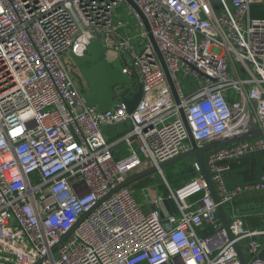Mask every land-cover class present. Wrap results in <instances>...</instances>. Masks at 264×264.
Here are the masks:
<instances>
[{
	"label": "built area",
	"instance_id": "built-area-1",
	"mask_svg": "<svg viewBox=\"0 0 264 264\" xmlns=\"http://www.w3.org/2000/svg\"><path fill=\"white\" fill-rule=\"evenodd\" d=\"M145 15L180 99L146 113L144 96L163 86L173 93L148 31L126 0H0V264H242L235 245L246 238L247 264H264V230L240 218L228 236L218 212L241 193L264 190L254 182L228 187V161L264 151V136L206 152L216 203L201 164L189 181L170 188L178 213L162 212V198L147 213L123 184L142 159L159 165L198 146L256 128L264 130V19L251 17L252 0H133ZM121 4L138 19L145 40L114 20ZM105 39L123 72L143 86L134 112L114 87L116 106L87 103L71 72V53ZM69 55L68 59L66 56ZM198 82L181 86L178 73ZM129 128L110 141L107 129ZM125 142L129 155L116 158ZM167 182V181H166ZM157 205V206H156ZM212 227L202 236L198 229ZM72 233L52 250L60 239Z\"/></svg>",
	"mask_w": 264,
	"mask_h": 264
},
{
	"label": "water",
	"instance_id": "water-1",
	"mask_svg": "<svg viewBox=\"0 0 264 264\" xmlns=\"http://www.w3.org/2000/svg\"><path fill=\"white\" fill-rule=\"evenodd\" d=\"M126 1L133 7V9L137 12L139 17L143 21L148 31L149 39L152 42L156 50V53L159 56V59L162 63L163 69L166 73V76L171 86L172 92L175 96L176 103L179 105L180 99L177 94L175 84L173 82L171 74L168 71L163 55L154 39V36L151 32L150 25L145 15L143 14V12L135 4L133 0H126ZM215 1H218V0H215ZM108 50H109V47L106 45L105 39H101V40L95 39V40L90 41V43L86 46V49L84 50L82 55L71 53V58L74 64L76 65L80 75L82 76L84 82L86 83L88 87V91L86 93L87 103L92 107H98L101 111H104V112L114 108L116 106V103L114 101L115 99L114 87L118 84H124L126 85V88L124 92L122 93V101L125 104L128 112H134L139 106L143 98V86L141 83H137L135 85L133 81L129 78V76L123 72L122 67H114L111 64V62L109 61L106 55ZM180 113L189 131V139L191 142L192 149L186 153H183L179 156H176L172 159H169L161 163L159 165V168L162 170L164 167H166L167 165L171 163L177 162L186 157L194 156L196 160L202 166L203 172L206 176V179L212 191V196H213L214 201L216 203H219L220 198L217 193L216 186L214 182L212 181V178L207 168L203 154L215 148L225 146V145L231 144L236 141L264 136V130L252 128L238 135L219 138V139L211 141L210 143L204 146H198L197 142L195 141L192 135V132L190 131L188 127V123L186 120L184 110L181 107H180ZM157 170L158 168L154 166L148 170L141 171L139 173H136L128 177L127 180L123 184L119 185L116 189L112 190L108 195H110L111 193H113L114 191H116L117 189L121 187L131 185L135 181L140 180L143 177L156 172ZM192 175L193 173H191L190 176ZM218 212H219L221 221L225 229L227 230L228 236L231 239H233L234 236L230 230V221L228 219V216L222 204H219ZM72 231L73 230H71L69 233L64 235L60 239V241L53 247L52 250H55L59 246V244L62 241H64L69 236L70 233H72ZM235 247H236L239 259L242 262V264H247L245 255L243 254L240 248V245L236 244Z\"/></svg>",
	"mask_w": 264,
	"mask_h": 264
},
{
	"label": "crops",
	"instance_id": "crops-1",
	"mask_svg": "<svg viewBox=\"0 0 264 264\" xmlns=\"http://www.w3.org/2000/svg\"><path fill=\"white\" fill-rule=\"evenodd\" d=\"M251 17L264 19V0H252ZM123 28H128V26ZM123 28H119L118 32ZM174 100L176 101L173 93L171 94L167 92L163 86H159L152 93H148L144 96L142 109H144L146 113H150L155 107L165 103H172ZM129 126V124H125L120 128L118 127L117 129H107L106 135L110 139V141L118 140L129 128ZM114 151L116 158L125 157L130 154L125 142L118 143L115 146ZM203 155L206 159V153H204ZM141 159L142 163L136 169H134L133 172L128 175V177L154 167L151 159H148L144 156H142ZM174 163H171L166 167H169ZM228 163H230L232 166V170L226 175V182L228 187L232 188L236 185L254 182L257 181L261 174L264 173V151L254 153L238 161H228ZM157 171L160 170L158 169ZM190 175L191 173L188 174L187 177H189ZM156 177L157 176H154V174L150 177L145 176L142 179L137 180L129 185V187L132 189V191H134V189L137 190L138 197L140 199L142 198L145 203L142 206L145 212L149 213L152 210L153 205H155L154 201L161 197L162 203H160L158 207L162 210V212L177 214L178 208L174 200L171 198L170 193L164 192L163 194H161L163 192L162 189H167L168 187V190H170L168 182H166L168 186L165 188V184H161L160 179L156 182H152V179ZM180 184L183 183H177L176 187L180 186ZM227 204L231 205V213L229 212V206H226ZM223 206L229 221H233L235 218H240L243 220L246 228L250 230H264V190H253L241 193ZM211 228L212 227L210 226H206V228L204 229H198V233L202 236H205L210 232ZM256 238L260 242H264V234H260ZM250 241L251 238H246L240 243V248L245 255L246 261H248L250 257ZM259 256L264 258V249L259 252Z\"/></svg>",
	"mask_w": 264,
	"mask_h": 264
},
{
	"label": "rangeland",
	"instance_id": "rangeland-1",
	"mask_svg": "<svg viewBox=\"0 0 264 264\" xmlns=\"http://www.w3.org/2000/svg\"><path fill=\"white\" fill-rule=\"evenodd\" d=\"M118 19H123L128 24V28L121 29L119 33H121L124 36H128L129 34L136 36V41L133 40V45L135 46L136 51L139 54L143 53L145 51V48H144L145 40L141 37L140 30L138 29L137 18L132 13L131 9L128 8L127 4H121L115 11L114 20L117 21ZM106 55L114 67H120L122 65L121 60L119 58V54L116 51L108 50ZM68 57L69 55L66 56L67 59ZM73 68H75V71L71 72V75L75 79L80 90H82L83 92L86 91L87 93L88 87L86 83L84 82L82 76L80 75L76 65H74ZM177 77L180 81L181 86L184 87L185 90L186 88H189V90L193 89L197 87L198 85L197 80L192 75H185L184 73L180 72L178 73ZM125 124L118 125L116 129L118 127L119 128L122 127ZM104 131L106 134V130ZM134 148L139 153L140 157L142 158L143 155L140 153V150L137 144H134ZM195 159L196 158L194 156L186 157L184 159H181L175 162L173 165H170L169 167H165L162 173L160 171H156L154 173L149 174L148 177L154 174V176H157V177L153 178L152 182H156L160 179L161 184L164 183L166 185V186L164 185L165 188L168 186L166 181L168 182V184L170 183L169 185L172 188H175L177 183H186L192 177L195 176V175H192V176L187 177L188 174L193 173V162L195 161ZM162 191L163 192L161 194H163L164 192L170 193L169 192L170 190H168V187L167 189H162ZM133 194H134L135 199L138 201V203L143 206V204L145 203L142 200V198L140 199L138 197L137 190L134 189ZM226 206L227 207L229 206V212L231 213L232 212V208H230L231 205L227 204Z\"/></svg>",
	"mask_w": 264,
	"mask_h": 264
},
{
	"label": "trees",
	"instance_id": "trees-1",
	"mask_svg": "<svg viewBox=\"0 0 264 264\" xmlns=\"http://www.w3.org/2000/svg\"><path fill=\"white\" fill-rule=\"evenodd\" d=\"M257 159H260V158H257ZM212 231H213V229L211 228V230H210V232L208 234H210Z\"/></svg>",
	"mask_w": 264,
	"mask_h": 264
}]
</instances>
